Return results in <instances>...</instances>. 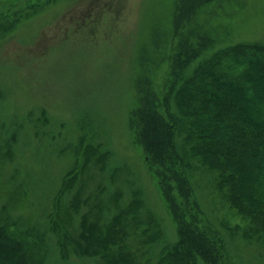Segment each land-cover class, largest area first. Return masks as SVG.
Masks as SVG:
<instances>
[{
    "label": "rangeland",
    "instance_id": "374dc122",
    "mask_svg": "<svg viewBox=\"0 0 264 264\" xmlns=\"http://www.w3.org/2000/svg\"><path fill=\"white\" fill-rule=\"evenodd\" d=\"M177 2L0 0V224L38 257L54 261L62 245L68 264H103L64 245L86 213L102 226L122 213V240L108 248L122 242L141 264L174 240L137 137L139 91L162 103L181 41H206V52L264 43V0H199L176 31ZM190 161L187 209L223 236L227 264H264V230L231 205L215 171Z\"/></svg>",
    "mask_w": 264,
    "mask_h": 264
},
{
    "label": "trees",
    "instance_id": "16d2710c",
    "mask_svg": "<svg viewBox=\"0 0 264 264\" xmlns=\"http://www.w3.org/2000/svg\"><path fill=\"white\" fill-rule=\"evenodd\" d=\"M177 1L176 31L199 5V0ZM207 44L199 42L197 48L181 41L174 47V79L161 104L154 102L150 88L139 91L140 107L134 114L143 162L152 170L175 222L174 240L165 237L156 261L145 264H227L223 236L187 209L192 157L217 173V185L228 188L229 202L239 214L251 218L257 231L264 230V43L237 42L212 52L204 51ZM15 134L8 138V148ZM128 205L126 210L133 212V203ZM121 215L102 226L82 214L77 236L66 234L64 245L76 244L73 250L80 257L97 256L103 264H141L122 250V242L117 252L108 248L122 238ZM1 224L0 264H68L66 246L58 247L54 261H49ZM156 235L151 241L158 239Z\"/></svg>",
    "mask_w": 264,
    "mask_h": 264
}]
</instances>
